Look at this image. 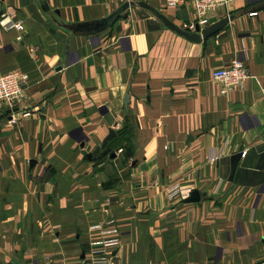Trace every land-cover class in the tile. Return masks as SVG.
I'll return each mask as SVG.
<instances>
[{"label":"crops","instance_id":"0c3cea01","mask_svg":"<svg viewBox=\"0 0 264 264\" xmlns=\"http://www.w3.org/2000/svg\"><path fill=\"white\" fill-rule=\"evenodd\" d=\"M126 2L96 35L61 27ZM139 2L183 29L164 0H0V75L28 76L17 110L0 107V264L264 261V0L219 8L210 25L233 19L200 43ZM236 58L250 77L221 95L211 73Z\"/></svg>","mask_w":264,"mask_h":264},{"label":"built area","instance_id":"2783aa9c","mask_svg":"<svg viewBox=\"0 0 264 264\" xmlns=\"http://www.w3.org/2000/svg\"><path fill=\"white\" fill-rule=\"evenodd\" d=\"M234 0H164L167 8L179 10L181 6L190 3L193 16H188L189 23L187 25L181 23L183 29L189 32H196V27L199 28V32L203 28L210 25L211 17L215 14L219 8L225 7L232 3ZM252 16L255 13L251 14ZM2 23V22H1ZM5 29H15L17 31H23L21 23L7 22L2 24ZM20 38H18L19 40ZM250 77V73L245 63L239 59H233L230 64L225 68L215 69L211 73V78L214 82L222 86L220 90L221 95H226L234 88L241 85L245 80ZM28 80L27 74L15 71L0 75V107L13 110L17 103L24 98L25 85ZM29 116L28 111L23 113V117ZM121 152V150H119ZM214 161V160H212ZM181 193V194H180ZM181 198H184L187 194L182 191L179 192ZM90 231L104 235L108 232L100 225H93L90 227ZM108 260L105 258L94 259L93 264H108ZM264 264V261L261 263Z\"/></svg>","mask_w":264,"mask_h":264},{"label":"water","instance_id":"95a60500","mask_svg":"<svg viewBox=\"0 0 264 264\" xmlns=\"http://www.w3.org/2000/svg\"><path fill=\"white\" fill-rule=\"evenodd\" d=\"M131 5V3H124L120 8H118L116 11H114L111 15H109L106 18L91 21V22H82V23H75V24H62L61 27L67 30L72 35H96L100 32H103L107 28H109L116 20L117 18L126 11ZM138 7L148 10L153 16H155L167 29L170 31H173L177 35L183 37L184 39L188 40L192 43H200L201 41H205L212 35L219 32L222 28H224L230 20L233 19L232 16L223 18L205 29L201 30L199 32V28L196 27V32H189L188 30H182L180 29L176 24L172 23L170 20H168L165 16H163L161 13L157 12L155 9H153L151 6L144 2H139L136 4ZM47 3L46 1L42 4V10L47 11ZM254 10H261L264 12V3L259 4L254 8ZM187 10L185 6H181L179 10L175 13V18L178 21L183 22V24L187 25L189 23ZM129 103V95L126 94L123 98V105L126 108L127 104ZM15 108L13 111H16ZM10 113V111H8ZM115 136V133L112 131H109L106 138L103 140L102 145L95 148V150L87 155V159H91L93 156H95L102 148L105 147L107 142L112 139ZM190 139V137H189ZM114 157V154L111 155V158ZM241 157V154H234L230 159V175L228 180L232 181L234 172L236 169V166L238 164V161ZM30 164H34V162H30ZM200 200V194L197 190H192L188 192V195L182 200L183 203H197ZM10 264H20L18 261L13 260Z\"/></svg>","mask_w":264,"mask_h":264},{"label":"rangeland","instance_id":"374dc122","mask_svg":"<svg viewBox=\"0 0 264 264\" xmlns=\"http://www.w3.org/2000/svg\"><path fill=\"white\" fill-rule=\"evenodd\" d=\"M182 30H185V29H182ZM23 100H24V98L20 101V103H17V104L15 105L14 109H15V108L17 109L18 106H19V104L23 103ZM14 109H13V110H14ZM7 110H8V109H7ZM13 110H11V111L9 110V111H10V114L13 113ZM26 112H27V111H26ZM28 113H29V116H30V115H31V112L28 111ZM29 116H27V117H29ZM22 117H23V114H22ZM27 117H24V118H27ZM121 152H122V150H121ZM121 152H119V150H118V153H121Z\"/></svg>","mask_w":264,"mask_h":264},{"label":"trees","instance_id":"16d2710c","mask_svg":"<svg viewBox=\"0 0 264 264\" xmlns=\"http://www.w3.org/2000/svg\"><path fill=\"white\" fill-rule=\"evenodd\" d=\"M105 148V147H104ZM104 148H102V149H104ZM106 152H105V149L102 151V153L100 154V156L102 155V157H105L106 156Z\"/></svg>","mask_w":264,"mask_h":264}]
</instances>
